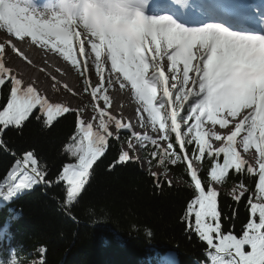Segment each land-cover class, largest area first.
Returning a JSON list of instances; mask_svg holds the SVG:
<instances>
[{
  "label": "snow or ice",
  "instance_id": "1",
  "mask_svg": "<svg viewBox=\"0 0 264 264\" xmlns=\"http://www.w3.org/2000/svg\"><path fill=\"white\" fill-rule=\"evenodd\" d=\"M0 29L21 40L30 37L32 43L58 52L78 69L94 113L85 120L81 110L75 111V131L64 146L70 162L62 164L54 180L46 179L47 169L35 153L26 151L15 160L0 192L62 184L65 207L71 208L110 141L122 145L113 167L130 161V153L139 147L151 157L150 167L156 160L167 172L168 165L185 163L194 190L183 219L189 231L206 243L210 264H264V87L254 83V73L244 66L255 60L257 51L264 50V36L241 35L217 25L189 30L168 16L147 18L140 14L129 23L127 39H109L104 29H98L92 36L85 33L81 40L70 22L59 17L45 20L33 0H0ZM74 42L83 60L76 58ZM86 44L94 59H90ZM4 51L0 47V86L10 82L11 87L6 105L0 109V134L10 127L22 129L33 115L50 128L59 117L73 111L65 104L50 103L33 85L24 87L5 66ZM90 66L98 84L91 83ZM113 74H118L115 79ZM115 85L121 90L130 88L138 105L137 125L110 112L109 92ZM242 109L246 111L241 113ZM217 125L227 132L219 134ZM137 126L146 131H136ZM121 133L128 135L122 137ZM161 140L166 142L164 147L158 142ZM210 141H219L221 146L214 149ZM0 148L7 150L2 140ZM253 148L255 153H250ZM206 159L209 170L205 181L194 163ZM229 170L258 177L254 191L243 181L231 190L237 202L247 194L250 219L239 237L222 231L214 186L226 183Z\"/></svg>",
  "mask_w": 264,
  "mask_h": 264
},
{
  "label": "trees",
  "instance_id": "2",
  "mask_svg": "<svg viewBox=\"0 0 264 264\" xmlns=\"http://www.w3.org/2000/svg\"><path fill=\"white\" fill-rule=\"evenodd\" d=\"M10 87V82L0 86V109L7 103ZM74 131V113L59 117L50 128L33 115L22 129H6L0 134L7 148H0V189L15 160L26 151L35 153L47 169L46 179L54 180L62 164L70 162L64 146ZM121 146L110 141L71 208L65 207L62 184L11 190L9 199L0 205V264H168L154 254L144 257L150 248L173 249L179 264H210L206 243L189 231L183 219L194 190L184 164L168 165L167 172L156 160L151 167L148 163L147 170L132 160L113 167ZM142 155L151 159L144 150ZM199 164L198 175L206 181L209 162ZM154 167L169 175L171 183L154 176ZM241 181L255 190L252 175L229 170L217 197L222 231L238 237L250 219L247 194L238 202L230 196ZM8 252L11 260H3Z\"/></svg>",
  "mask_w": 264,
  "mask_h": 264
},
{
  "label": "bare ground",
  "instance_id": "3",
  "mask_svg": "<svg viewBox=\"0 0 264 264\" xmlns=\"http://www.w3.org/2000/svg\"><path fill=\"white\" fill-rule=\"evenodd\" d=\"M0 47H3L5 50L4 51L5 66L8 68L10 67L12 71H14V69L19 66L26 69L27 67H25L24 65L28 66L29 71L34 72V70H37L38 74L37 75L33 74V76H35L34 80H27L26 82H24L25 83L24 87L33 85L37 89V91H39L41 94H43V92L45 91L49 92L50 94H52L51 96L52 100L49 98L47 99L49 100L50 103H53V104L61 103V102L53 101V100H56L57 97L64 98L65 102L67 101L72 102V99L70 100L67 99V93L69 92L68 89L70 86L69 81L61 82L57 75V72L59 69L58 63H60L58 55L57 56L55 55L57 54V52H55L54 50H51L50 48H42L39 44L32 43L31 38H29L28 40H25L24 43H20V45L17 46V48L16 47L14 48L12 45L8 43L7 38L5 37L3 38L0 36ZM22 50L24 51L23 54H21ZM193 51L195 52V49ZM15 58L18 62L15 61ZM193 64H195V60H193ZM179 66L181 68L183 67L182 64ZM66 70L69 71L68 68H66ZM29 71L25 72L24 75L26 76ZM11 74L15 75L17 79L19 78V74H16L15 72L13 73L11 72ZM69 80L71 79L69 78ZM95 84L97 83H94L93 85ZM58 87L61 88V90H58ZM115 87H117L116 90H115ZM114 90L116 91L117 95L111 98L112 104L109 109L110 112L114 115H118L121 117H123L124 114L131 115L132 108H130L129 106L130 99H131V102H134L136 104H137V101L133 97L130 88L121 90L119 89L118 85H115L110 90V92ZM110 92H109V95H110ZM124 93H127V95L125 96H128V98H125ZM69 95L74 96L72 95V93H70ZM102 104L103 102L101 101V106ZM241 113H243V109L241 110ZM235 119H239V115ZM229 120L231 121L232 118H229ZM132 123L133 125H137L136 116L132 119ZM229 127H232L231 122L229 123ZM216 130L218 131L219 134H225L227 132V129H220L219 125L216 126ZM216 142L217 141H210L211 144L215 143V145H216ZM250 153H253V152L250 151ZM247 155L249 156V154ZM250 161H252V163H255L254 159ZM110 233L111 235H113V232H110Z\"/></svg>",
  "mask_w": 264,
  "mask_h": 264
},
{
  "label": "clouds",
  "instance_id": "4",
  "mask_svg": "<svg viewBox=\"0 0 264 264\" xmlns=\"http://www.w3.org/2000/svg\"><path fill=\"white\" fill-rule=\"evenodd\" d=\"M83 11L77 14L81 3L77 0H55L42 11L48 18H62L74 22L84 33L92 36L104 29L109 39L128 38V25L143 14V0H82ZM144 15V14H143Z\"/></svg>",
  "mask_w": 264,
  "mask_h": 264
},
{
  "label": "rangeland",
  "instance_id": "5",
  "mask_svg": "<svg viewBox=\"0 0 264 264\" xmlns=\"http://www.w3.org/2000/svg\"><path fill=\"white\" fill-rule=\"evenodd\" d=\"M44 19L48 20L49 18L47 16H44ZM76 28H73V29H75L77 32H79L80 33V39L84 40L86 38L85 33L81 29H79L78 27H76ZM0 36L3 37V38L5 37L7 39L9 37L8 42H12V37H10V34H8L6 32V30L0 29ZM148 39L150 40L151 38L149 37ZM152 47H153V51H154V46H152ZM85 48H86V51L90 54V59H94V54H91L90 46L86 44ZM73 50L76 51V53L78 55L77 51H79V46H78V44L76 42L73 43ZM55 55L56 56L58 55L59 61H60V63H58V66H59V69H58V72H57L58 78H59V80L61 82L69 81L70 86H69L68 90H71V91H69L67 93V99H69V100L72 99V102H70V101L65 102L64 98H58V97H57L56 100H53V101L54 102H61L62 104L66 103L65 105L68 104L67 106L70 109H72L73 111H76L77 109L81 110L83 119L90 120L92 118L91 114H93V111H92L93 101H92V98L88 94H85L84 91H83V80H84V77L80 74V71L78 69H74L72 67V65L70 64V62L66 61L58 52ZM78 59L81 60V58H79V57H78ZM102 59H104V57H102ZM55 60H57V59H55ZM15 61L18 62L16 60V58H15ZM164 64H165V67H166L167 66V60L164 61ZM22 65H24V64H22ZM24 66L27 67V68L24 69L21 66H19V67L15 68L14 71H12L11 68L9 67V69L11 70L12 73L15 72L16 74H19V78L18 79L22 82V85L24 84L23 86H25L24 82H26L27 80H34L35 76H33V74H35V75L38 74L37 70H34V72H32V71H29L28 66H26V65H24ZM66 68H68L69 71H67ZM109 68H110V61H108L107 64H106V70L109 69ZM27 71H29V72L25 76L24 74ZM150 72H151V70H150ZM116 75H118V74H113V79H114V77ZM88 76H89L92 84H94V83L98 84L99 83V78L97 77V75L95 73V69L92 68L91 66L89 68ZM69 78L71 80H69ZM259 86L260 87H264V82H262ZM189 87H191V84H189ZM116 88L117 87H115V90H116ZM58 90H61V88L58 87ZM115 90L110 92V98H112V97L117 95ZM73 92L75 93V95L74 96H70L69 94L73 93ZM43 95H45L49 99H51V96H52V94H50L47 91L43 92ZM125 95H127V93H124V96ZM125 98H128V96H125ZM129 106H130V108H132V110H131L132 114L131 115L124 114L122 118H123V120L125 122H131L132 123V119L136 116L137 104L134 103V102H131V99H130ZM244 111H246V109H243V112ZM136 131L143 133L146 130L145 129H141L139 127H136ZM149 134H151L153 136L156 135L154 133H151L150 131H149ZM158 142L160 143L161 147H164L166 145L165 141L161 140V141H158ZM220 146L221 145H220L219 141L216 142V145H215V143L212 144V147L214 149L218 148ZM124 150H126V151L128 150L126 145H124ZM250 151L255 153V149L254 148L250 149ZM242 155L248 157L247 154H243L242 153ZM130 156H131V158L139 160L140 154H139L138 149L136 150L135 153H130ZM250 162L252 163V161H250ZM147 165H148V163L146 161H142L141 162V166H142V168H145V170H146V167H148ZM195 168H196V166H195ZM151 172L155 173V175L161 176L164 179H166L167 181L171 182V178L169 177V175L162 173L160 168H158V167L152 168ZM214 186L216 187L217 191H219V185H214Z\"/></svg>",
  "mask_w": 264,
  "mask_h": 264
}]
</instances>
